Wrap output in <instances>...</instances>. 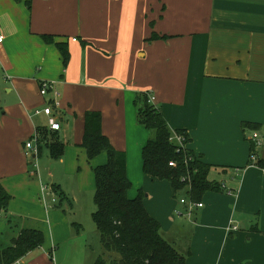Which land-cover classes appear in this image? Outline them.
I'll use <instances>...</instances> for the list:
<instances>
[{"label": "crops", "instance_id": "1", "mask_svg": "<svg viewBox=\"0 0 264 264\" xmlns=\"http://www.w3.org/2000/svg\"><path fill=\"white\" fill-rule=\"evenodd\" d=\"M0 32V187L12 197L0 211V250L31 225L45 236L15 264H69L79 255L63 249L74 234L62 200L53 201L55 187L64 191L51 172L52 192L43 190L39 162L49 169L53 159L26 149L38 127L50 130L51 118L35 115L50 102L59 104L52 119L65 145L56 161L77 158L86 169L85 114L101 112L103 134L127 156L129 198L146 193L147 211L187 264H264V169L251 161L256 137L264 165V0H0ZM44 35L68 46L67 67ZM43 82L54 86L47 96ZM140 93L172 131L187 132V149L213 167L208 180L223 185L202 208L190 211L188 199L177 201L185 192L145 175ZM106 162V154L88 160L91 171Z\"/></svg>", "mask_w": 264, "mask_h": 264}, {"label": "trees", "instance_id": "2", "mask_svg": "<svg viewBox=\"0 0 264 264\" xmlns=\"http://www.w3.org/2000/svg\"><path fill=\"white\" fill-rule=\"evenodd\" d=\"M21 2L22 0H15ZM161 37L154 34L151 40ZM46 43L57 46L65 67L70 62V51L66 44L55 43L52 36L44 35ZM138 123L146 128L149 139L143 149V170L146 176L160 181H169L175 192H185L192 203H201L209 192H224L223 185L209 181L212 165L205 164L200 157L185 149L177 153L178 144L172 141L175 134H185L187 144L191 138L186 131H172L160 110L152 104L149 94L136 96ZM103 116L98 111L85 114V132L81 147L85 150L89 162L102 154L107 155L104 165L93 168L95 177V205L97 211L93 218L97 225L100 241L105 254L95 264H187L186 258L161 234V225L147 211L144 201L146 193L139 191L135 199L129 198L132 189L127 174V156L116 150L103 134ZM244 129L258 130L259 125L244 123ZM38 150L46 145L53 160H61L65 154V145L60 136L47 127L37 128ZM254 149V145L252 146ZM177 167H170V162ZM264 169L263 163H252ZM185 179L186 181H184ZM60 200L66 195L54 188ZM12 197L0 187V211L7 209ZM45 241L43 231L25 229L13 240L12 246L0 250V264H15L28 253L42 247ZM118 257H117V256Z\"/></svg>", "mask_w": 264, "mask_h": 264}, {"label": "rangeland", "instance_id": "3", "mask_svg": "<svg viewBox=\"0 0 264 264\" xmlns=\"http://www.w3.org/2000/svg\"><path fill=\"white\" fill-rule=\"evenodd\" d=\"M42 148L45 155L48 154L44 143ZM84 162L86 169L79 165L77 158L74 161L67 160L65 164L53 160L49 169H46L44 161L39 162L40 171L46 176L45 186H51V178L47 176L51 172L53 181L62 188L66 195V200H62L63 209L60 212L61 216L67 220L74 234V241L63 244V249L65 248L68 254L66 247L72 245L70 254L72 252L79 254L78 258L73 257L70 259L68 257L69 264H95L97 259L105 254L100 241L99 231L93 218L97 211L94 174L89 166L87 156ZM176 196L179 202L182 197L186 200L188 199L185 193L177 194ZM64 210L67 211L66 214H64ZM27 228L38 229L39 227L31 225ZM83 249L86 251L85 255H83Z\"/></svg>", "mask_w": 264, "mask_h": 264}, {"label": "built area", "instance_id": "4", "mask_svg": "<svg viewBox=\"0 0 264 264\" xmlns=\"http://www.w3.org/2000/svg\"><path fill=\"white\" fill-rule=\"evenodd\" d=\"M4 40V37L2 35V33L0 32V44L3 42ZM54 91V86L48 82H43L41 85H40V93L42 96H47L50 92H53ZM55 96L58 97L59 94L55 92ZM153 98L151 99V102H152ZM59 104L56 103V102H50L44 109L42 110H36L35 111V115L38 116V115H46L48 117L51 118L50 120V130L51 131H60V123L55 120V119H52L55 114H54V107L55 108H58ZM172 141L176 142L178 144V148H177V153L180 154L182 151H184L186 148H187V139H186V135L185 134H175L172 138ZM253 143H254V148L252 153H251V161L252 163H257V149L260 148V146L262 145V141L258 140L256 137L255 139H253ZM26 149L28 151H33L35 153V155L38 154L39 150H38V134L36 133L34 135V137L28 141L26 143ZM170 167H177V163L172 161L170 162ZM36 167L38 165H35ZM184 181H186L185 179H183ZM43 190L44 191H47V192H52V189L51 187H47V186H44L43 187ZM53 201L54 202H57V198H56V195L54 193V198H53ZM182 203H186V199H182L181 200ZM189 202V209L190 211H192V209L194 208H202L203 207V204L202 203H192L190 200H188ZM230 230H234V231H237L239 230V226H231L230 227Z\"/></svg>", "mask_w": 264, "mask_h": 264}]
</instances>
